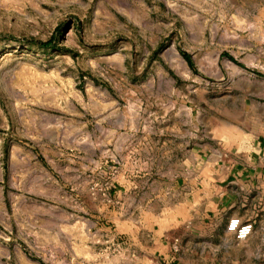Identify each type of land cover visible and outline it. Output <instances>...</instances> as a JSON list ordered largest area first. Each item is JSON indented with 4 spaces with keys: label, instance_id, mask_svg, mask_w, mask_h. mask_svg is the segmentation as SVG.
I'll return each instance as SVG.
<instances>
[{
    "label": "rangeland",
    "instance_id": "374dc122",
    "mask_svg": "<svg viewBox=\"0 0 264 264\" xmlns=\"http://www.w3.org/2000/svg\"><path fill=\"white\" fill-rule=\"evenodd\" d=\"M262 35L264 0H0V264H104L117 249L104 236H88L90 213L75 205L79 186L104 194L90 190L94 167L79 182L63 176L85 149H30L21 120L56 116L45 129L67 139L69 103L86 113L89 96L120 98L127 113L141 108L124 96H174L181 106L183 96H220L235 70L222 54L244 58L237 42L223 39L245 38L257 55L264 53ZM51 37L53 48L38 46ZM249 71L264 74L261 67ZM84 118L80 142L94 131ZM99 135L92 146L115 134ZM13 147L30 165L7 175ZM99 226L114 235L109 223Z\"/></svg>",
    "mask_w": 264,
    "mask_h": 264
},
{
    "label": "crops",
    "instance_id": "0c3cea01",
    "mask_svg": "<svg viewBox=\"0 0 264 264\" xmlns=\"http://www.w3.org/2000/svg\"><path fill=\"white\" fill-rule=\"evenodd\" d=\"M225 41L237 42L244 58L231 56L238 65L226 60L235 70L220 96H183V106L174 96H124L140 104L130 113L120 98L89 96L86 113L69 103L67 139L45 129L56 116L21 120L30 149H85L63 176L79 182L94 167L92 178L105 185L101 196L79 186L74 197L77 209L90 213L88 236L117 247L104 264H264V74L249 71L264 68V53L255 55L245 38ZM85 114L94 131L80 142ZM106 132L115 135L92 146L102 137L95 133ZM17 149L7 157V175L30 165ZM100 150L106 153L95 160ZM232 217L252 225L244 242L225 232ZM101 221L114 235L103 233Z\"/></svg>",
    "mask_w": 264,
    "mask_h": 264
},
{
    "label": "built area",
    "instance_id": "2783aa9c",
    "mask_svg": "<svg viewBox=\"0 0 264 264\" xmlns=\"http://www.w3.org/2000/svg\"><path fill=\"white\" fill-rule=\"evenodd\" d=\"M90 190L92 192L103 194L105 186L95 181L91 183ZM225 232L231 235L235 242H244L252 232V225L248 222H241L238 218L232 217L227 220ZM174 250L176 251V249Z\"/></svg>",
    "mask_w": 264,
    "mask_h": 264
},
{
    "label": "trees",
    "instance_id": "16d2710c",
    "mask_svg": "<svg viewBox=\"0 0 264 264\" xmlns=\"http://www.w3.org/2000/svg\"><path fill=\"white\" fill-rule=\"evenodd\" d=\"M38 46L40 48H53L54 43H53V37L49 38L48 40H46L43 43H39ZM224 58L228 59L229 61L233 62L234 64H236V62L227 54V53H223L222 54ZM182 58L184 59V61L186 62V64L188 65V67H192L191 61L189 59V56L185 53H181ZM238 65V64H236Z\"/></svg>",
    "mask_w": 264,
    "mask_h": 264
},
{
    "label": "bare ground",
    "instance_id": "6f19581e",
    "mask_svg": "<svg viewBox=\"0 0 264 264\" xmlns=\"http://www.w3.org/2000/svg\"><path fill=\"white\" fill-rule=\"evenodd\" d=\"M246 29H247V28H246ZM247 30H248V29H247ZM262 36H263V35H262ZM262 36H261V37H262ZM261 39H263V42H264V36H263Z\"/></svg>",
    "mask_w": 264,
    "mask_h": 264
},
{
    "label": "water",
    "instance_id": "95a60500",
    "mask_svg": "<svg viewBox=\"0 0 264 264\" xmlns=\"http://www.w3.org/2000/svg\"><path fill=\"white\" fill-rule=\"evenodd\" d=\"M227 62H229V61H227Z\"/></svg>",
    "mask_w": 264,
    "mask_h": 264
}]
</instances>
